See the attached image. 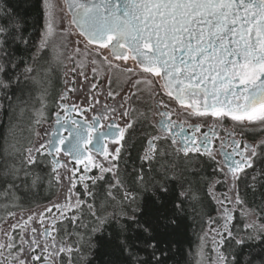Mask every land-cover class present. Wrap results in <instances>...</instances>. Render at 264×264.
I'll return each mask as SVG.
<instances>
[{"label": "snow or ice", "instance_id": "obj_1", "mask_svg": "<svg viewBox=\"0 0 264 264\" xmlns=\"http://www.w3.org/2000/svg\"><path fill=\"white\" fill-rule=\"evenodd\" d=\"M62 3L86 50L88 45L95 46L90 60L92 78L96 80L99 71L108 74L107 97L113 101L120 97V102L118 107L105 104L102 113L93 111L100 103L95 96L89 98L88 107L76 104L69 107L63 103L68 99L67 92L75 91L69 87L60 95L55 113L56 123L68 135H60L54 148L50 147L51 140L47 146L40 143L22 150L16 144L0 148V179L4 182L0 193L8 199L20 185L29 182L35 185L39 178L33 166L37 165L38 157L45 155L52 157L57 183L68 179L75 188L78 168L63 164L59 158L62 153L77 166L83 165L80 181L91 180L95 184L111 174L114 182L109 187L116 191L110 190L107 195L119 209L109 211L105 204L97 207L88 203L93 219L84 224L81 205L86 202L79 197L75 203L65 200L39 213L40 231L29 226L33 215L22 223L19 220L11 223L15 214L8 212L9 219L3 223L9 230L0 228L6 237L0 242V264H64L65 255L68 264H72V254L83 249L78 242L69 241L70 234L66 231L61 236L59 225L65 219H70L73 225L79 222L103 239L110 251L108 264H167L168 251L174 243L172 237L179 228V216L186 210L185 202L189 201L188 207L195 212L196 205H202L203 201L199 188L191 183L186 190L181 183L180 198L169 200L172 188L168 181L187 182L184 172L169 176L165 170L161 178L150 176L141 167L139 172L133 169L131 173L124 169L122 174V153L137 122L131 115L136 111L132 101L140 100L145 92L153 101V115L160 119L152 122L158 134L148 139L140 157L142 162L151 165L157 155L167 154L159 145L161 140L170 141L189 167L198 157L212 161H216L217 155L222 158L217 161L218 171L230 184L224 198L217 200L223 208L224 231L212 229L216 234L212 237L215 256L211 264H264V191H261L264 166H257L258 161H264V0H62ZM39 7L43 28L33 61L49 48L58 22L63 19L57 15L63 10L57 0H39ZM22 24L23 18L11 4H0V92L3 93L0 102L7 101L9 107L14 98L13 87L19 86L22 79L36 85L42 83L34 63L23 61L21 70V61L17 59L15 45L29 44V39L22 35ZM64 33L67 35L68 29ZM53 55L58 58L55 51ZM77 67L82 69L79 75L87 81L84 66ZM115 74L124 77L127 92L112 90ZM95 89L97 83H92L90 90ZM40 102L41 108L34 112L35 123L44 116L43 94ZM24 112L19 107L21 116ZM89 112L93 113L90 119ZM138 116L148 119L147 112ZM189 118H196L199 123L189 125L194 129L192 135L178 141ZM117 119L123 123H117ZM102 121L108 124L105 126ZM226 121L232 122L231 129L224 134L217 132L216 127H224ZM202 124H207L211 131L201 132ZM256 129L259 136L253 135L251 142L236 139L237 135L243 137L246 131ZM195 133L201 135L197 137ZM96 135L114 147L108 144L97 147L94 156L89 145ZM66 142L68 147L64 149ZM96 156H103L107 164ZM58 168L67 169L72 177H61ZM92 169H98L100 175H87ZM241 181L253 197L260 195L258 203L254 201L253 206L246 207L245 214L255 219L245 225L242 236H234L228 228L233 211L237 205H247L248 193L242 195L239 190ZM219 183L216 180L208 188L213 199H217L213 190ZM84 188L89 194L88 184ZM29 233L36 235L29 239Z\"/></svg>", "mask_w": 264, "mask_h": 264}, {"label": "trees", "instance_id": "obj_2", "mask_svg": "<svg viewBox=\"0 0 264 264\" xmlns=\"http://www.w3.org/2000/svg\"><path fill=\"white\" fill-rule=\"evenodd\" d=\"M0 4H11L23 18L22 35L29 39V44L27 46L22 43L15 45L17 59L21 61V70L23 69V61L26 60L29 64L34 63L42 81L41 84L36 85L32 81L25 82L22 79L19 86L13 87L12 106L9 107L7 101L0 102V148L8 144H16L22 150L33 145L38 127V123H35L34 112L41 108L40 97L42 94L44 95L45 104L44 116L39 119L41 121L49 116V106L60 88L59 75L63 73V69L58 64V60L54 59V56L48 50L42 52L33 61V54L36 51V45L39 42L43 28L39 0H0ZM31 75L35 76L37 73ZM2 96L3 93L0 92V97ZM18 106L25 109L23 116L20 115ZM142 146L143 141H129L120 161L122 174L124 169L131 173L133 169L139 172L141 167L150 176H160L161 178H164L165 170H167L169 176L174 173L178 176L180 172H184L187 182H182L179 179L168 181L172 188L170 201L180 198L181 183H183L185 190L188 189L189 183L194 188H199L203 204H197L196 211L193 212L192 208L188 207L190 202H185L186 210L179 216V228L176 229L172 237L174 243L170 246L167 257V264H196L202 237L208 229L214 227L218 220L217 209L211 195L208 194V188L214 181L220 180L223 174L218 171L216 163L203 157L195 158L191 167H189V163L185 158L176 154L160 155L151 165L141 163L138 155ZM257 166H264V161H258ZM33 172L39 178L35 185H32L31 182L28 185H20L14 190L13 196H9L8 199L4 198V193H0V225L3 220L8 218V212L15 214L32 210L50 203L55 198L58 183L45 157H38L37 165L33 166ZM3 183V180L0 179V187H3ZM239 190L242 195L248 193L247 205H240L242 208L246 209V207L253 206L254 201L259 202L260 194L257 193L253 197L243 181L239 184ZM109 191L108 188H104L103 183H100L97 186L88 187L89 194L80 193L79 196L80 199L86 202V205L92 203L99 207L101 204H105L109 211L118 210L119 205H115V202L111 201L107 195ZM261 191H264V189H261ZM117 195L119 196L121 193L117 192ZM168 208H171V203H169ZM87 212H89L88 209ZM92 219L90 216L82 221L84 224H89ZM242 224L241 217L236 213L231 225L234 236L239 235ZM59 227L61 236L66 231L71 235L69 241L78 242L83 249L81 253L72 254V264H87L88 261H90V264H108L110 251L100 236H94L89 229L90 238L85 242V238L81 236L74 237V232L81 227L80 223L73 226L69 220H64ZM232 244L234 245V241H232Z\"/></svg>", "mask_w": 264, "mask_h": 264}, {"label": "flooded vegetation", "instance_id": "obj_3", "mask_svg": "<svg viewBox=\"0 0 264 264\" xmlns=\"http://www.w3.org/2000/svg\"><path fill=\"white\" fill-rule=\"evenodd\" d=\"M90 46L95 47L94 45H90ZM115 62L116 63H123L122 61H115ZM58 64H60L59 61H58ZM96 75H97V79L94 80L92 78L93 73L89 74L88 75L89 79L87 81L83 80L85 82L84 83L85 86L82 87V89L79 87H76L77 86L76 82L73 83L72 85H68L67 80L64 79L63 73L59 75V77H60V88H59L58 92L56 93V96L53 99L52 103L49 106L50 107L49 108V110H50L49 116L47 118L41 120L37 124L38 127L36 129V132H37V130L41 131V135H42L41 141H44V144H46V146L48 145L49 140L57 141V139L59 138L60 135H64V136L68 135V132L66 130L62 129L61 126L56 123L55 113L58 111V104L60 103V100H59L60 95L64 92H66L69 87L75 88V91L67 92L68 99L63 102L66 105H68L69 107H71L73 104L80 105L83 107H88L89 98L92 96H95L100 101V103L96 104L94 109H93V111H95V112L102 113L105 104H107L109 106L116 105L118 107L119 102H120V97H117V99L115 101H113L111 98L107 97V92L109 91L108 80H107L108 74L104 73L103 71H99ZM79 83H82V80H80ZM92 83H97V89L90 90V86ZM65 87H67V88H65ZM121 89H123L124 92H127V90H128V85L125 84L124 77L119 75V74L112 75V90L119 91ZM132 106H133V108L136 109V111L132 112L131 115L134 119H136L137 122L135 124L134 132H133L132 136L130 137L129 141H143V146L140 149L138 159L141 163H144L141 161L140 157L144 154V150L147 148V141H148V139H150L151 135L158 134L157 130L152 126V122L154 120H158L160 118L153 115V113L155 111L153 101L146 92L142 94L140 100L134 99L132 101ZM149 109H151V111H149ZM140 112H147L148 119L144 120L142 117H139L138 113H140ZM92 114H93L92 112L88 113L89 119L91 118ZM73 116H74V114H73ZM117 123L122 124L123 121L117 119ZM197 123H199V121L196 118H189L188 122L183 125L184 132L181 134V137L177 138L178 141L184 136L192 135L194 129L190 128L189 125L194 126ZM102 124L106 126L108 124V121H102ZM231 124H232L231 121H226L224 127L217 126L215 130L221 134H224L226 130L231 129ZM68 126L70 127L71 125H68ZM103 130L104 129L102 128L101 131H103ZM210 131H211V129L209 128V126L207 124H202L201 132H210ZM36 132H35V134H36ZM195 135L197 137H199L201 135V133H195ZM253 135L254 134L251 133L250 131H246L243 137H241L240 135H237L236 139L242 140L243 142H251V137ZM69 139H72V137H69ZM35 140L36 139L34 138L33 144L35 143ZM104 144H108V146L110 148L114 147L113 145L109 144L108 141L102 140L99 135H96L94 142L91 145H89V147L91 149H93V155L94 156L96 155L95 149L97 147H102ZM159 145L162 148V150H166L167 154H176V155L183 157L182 153H176L175 147L173 145H171L170 141L161 140L159 142ZM50 147L54 148L55 144L51 143ZM53 155H56V154L54 153ZM42 157H45L48 160V164H49L51 171H52L53 165L50 161V157L47 155L42 156ZM159 157H160V155H157L155 161ZM59 158L63 164H68L69 168H78V171L76 173V184H77V186L75 188H72L71 183L69 182L68 179H62V181L66 182L68 184V189H71L73 193H75V194L77 193L79 195L80 193L84 192L85 191V188H84L85 183L88 184V187H94L100 183H103L104 188H108L109 190L114 191V192L116 191L115 189H110V187H109L114 182V179H113L111 174H107L104 180H98L95 184H93L91 180L80 181L78 178H79L80 174L83 173V171H84L83 165L77 166L75 164V162H72L68 156H64L62 153L59 155ZM203 158H205V157H203ZM96 159L98 161H104L103 156H96ZM221 159L222 158L219 155H217L216 161H213L214 163H216L217 169L219 167L217 161H220ZM145 164H147V163H145ZM225 171H226V169H225ZM58 173L61 177H64V176L72 177V173L65 168H58ZM220 173L223 174L222 172H220ZM53 174L55 177L56 174L55 173H53ZM87 175L95 177V176L100 175V172L98 169H92V171L87 173ZM223 176H224V174H223ZM58 184H60V183H58Z\"/></svg>", "mask_w": 264, "mask_h": 264}, {"label": "rangeland", "instance_id": "obj_4", "mask_svg": "<svg viewBox=\"0 0 264 264\" xmlns=\"http://www.w3.org/2000/svg\"><path fill=\"white\" fill-rule=\"evenodd\" d=\"M57 2L60 3L61 8L63 9L62 11H58L57 15H58V17H62L63 19L58 22L55 37L52 39L49 48L46 50H48L51 53V55H53V52L55 51L56 57H58V58L54 57V59H57L60 62V65L62 66V69H63L62 72L64 75V79L67 80L68 85H72L73 80H75V82L77 83L76 87H79L82 89V87L85 86V84H84L85 80H84L83 76L79 75V73L82 69L80 67H77V65L82 64L84 66L83 71H84L85 75L88 76L89 74H91L93 65L90 63V60L93 58L95 47L88 45L87 50H86L85 42L78 35L75 28L70 25V17L67 14L66 7L63 5L62 0H57ZM64 29H68L67 35H65ZM77 49H79V52L77 51ZM87 53H92V55H89ZM73 68L76 69L75 72L72 71ZM80 80H82V83H79ZM65 88H67V87H65ZM249 131L251 133H253L254 135L259 136V130L258 129L254 130V131H252V130H249ZM41 138H42L41 131L37 130V132L35 134L36 140L32 146H34V145L38 146L40 143H44V141H41ZM102 162L107 164V161H102ZM219 181H220V183L216 184V186L213 190V195L217 199H213V196L211 195V198H212V200L216 206V209H217L218 220L216 221L214 227L208 229L207 235L203 236V240H201L200 248L198 251V259H197L196 264H211V260L215 256V253L212 250L213 249L212 237L216 234L215 232L212 231V229H215L217 231H224V218L222 216L223 208L217 202V200L223 199L224 194L228 193L230 181H226L224 176H222V178ZM214 183H215V181L212 184H214ZM69 190L70 189H68V184L64 181H61L60 184H58L57 194H56L55 198L50 203L43 205V206H40V207H37V208H34L32 210L15 213V216L13 218H11L10 222L15 223L16 221L19 220L22 223L24 220H27L28 216L33 215L34 219L32 221H29V226L35 227L38 231L42 230L41 223L39 222V213L44 212V210L46 208H48L49 206H51L52 204L63 203V202H65V200H68L70 203H75L78 197L80 199V196L77 193L75 194L72 192V190L71 191H69ZM82 193H86V192L84 191ZM232 195H233V199H234V193ZM115 205H118V204L115 203ZM227 206L230 209L232 208V205H227ZM81 207H83V213L81 214L82 220L88 219L91 215H90V212L86 213V210L88 209L87 205L83 204V205H81ZM245 212H246V209L242 208L240 205H237L233 211V219L235 217V214L237 213L243 221L241 232L239 233L238 236H242L245 232V225L252 223V221L255 219L254 216L246 215ZM57 215H58V213H57ZM70 215L71 214H69V216ZM7 219H9V218H7ZM233 219L228 224V228L231 230V232H232L231 225H232ZM67 220H69L71 222L70 219H65V221H67ZM45 223H47V221H45ZM71 224H73V223L71 222ZM73 226H75V225H73ZM0 228H2L4 230H9L8 225L5 223H2L0 225ZM89 229L90 228H85L83 226H81L80 228H77V230L74 232V237L78 238L81 236V237L85 238V240H86L85 242H87L88 239L90 238ZM33 235H36V233H29V239ZM225 235H227V234L225 233ZM18 236H19V229L17 231V238H18ZM69 238L70 237H68V239ZM4 240H6V237L3 235V231H0V242H3ZM41 240H43V238H41ZM18 242H19V240H18ZM64 264H68V258L66 255L64 257Z\"/></svg>", "mask_w": 264, "mask_h": 264}, {"label": "water", "instance_id": "obj_5", "mask_svg": "<svg viewBox=\"0 0 264 264\" xmlns=\"http://www.w3.org/2000/svg\"><path fill=\"white\" fill-rule=\"evenodd\" d=\"M66 11H67V14H68V10H67V8H66ZM69 15V14H68ZM69 17H70V21H71V16L69 15ZM74 27V26H73ZM76 30V29H75ZM52 143L53 144H56V141H52ZM68 147V145H67V142L65 143V145L63 146V148L64 149H66ZM52 160V157H50V161ZM72 162H74V161H72Z\"/></svg>", "mask_w": 264, "mask_h": 264}]
</instances>
